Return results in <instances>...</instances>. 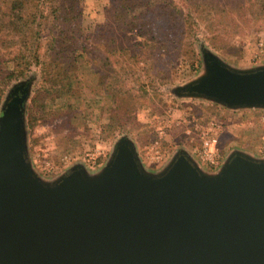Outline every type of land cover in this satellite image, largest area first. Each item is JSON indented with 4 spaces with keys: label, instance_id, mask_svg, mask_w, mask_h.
Returning a JSON list of instances; mask_svg holds the SVG:
<instances>
[{
    "label": "water",
    "instance_id": "95a60500",
    "mask_svg": "<svg viewBox=\"0 0 264 264\" xmlns=\"http://www.w3.org/2000/svg\"><path fill=\"white\" fill-rule=\"evenodd\" d=\"M197 50L200 69L174 97L264 111V62ZM32 90L20 78L0 102V264H264V155L232 148L208 170L181 145L151 168L121 134L95 169L76 160L44 176L29 148Z\"/></svg>",
    "mask_w": 264,
    "mask_h": 264
},
{
    "label": "rangeland",
    "instance_id": "374dc122",
    "mask_svg": "<svg viewBox=\"0 0 264 264\" xmlns=\"http://www.w3.org/2000/svg\"><path fill=\"white\" fill-rule=\"evenodd\" d=\"M110 4L111 0H77L82 20L73 24L74 31L79 29L74 35V44L78 47L85 42H96L92 43L98 45L95 51L82 56L76 49V57L69 55L72 63L67 65L51 60V64L44 67L32 60L27 74L22 77L31 76L33 80L26 109L33 160L37 162L46 156L58 167L57 173L68 165L59 166L62 156L73 157L72 162L84 161L85 152L98 148L106 151L100 164L107 158L115 138L128 134L135 141L143 162L157 168L178 146L184 145L191 151L185 129L195 121L221 123L219 138L224 141L227 152L240 148L261 155L258 148L264 137L261 119L264 111H230L203 100L176 98L169 89L198 72L197 46L201 41L234 65L264 62L253 59L259 49V35L264 33V18L256 19L251 12L243 17L230 3L223 4V9L206 7L201 19L197 20L199 32L189 38L194 54L179 50L180 53L172 54V59L170 53L165 60L156 61L148 54H141L135 60L129 58L131 50L115 53L112 43L99 41V33L103 31L107 38L104 25L108 21L106 8ZM42 6L45 7L43 14L47 15L49 3L44 1ZM33 26L36 35L42 38L40 60H50V56L43 53L45 45L53 38L56 28L62 26L64 30L65 26L59 20L45 18L35 20ZM123 34L113 32V36L122 37ZM213 40L218 43V49L209 44ZM66 41L68 46L71 41ZM122 42L127 43L126 40ZM246 59L249 63H239ZM69 68L71 75L68 77ZM93 70L99 71L98 76L91 73ZM18 79L8 82L5 90ZM159 132H163L161 137ZM156 140L165 154L161 163L147 159L148 147ZM203 166L208 170L216 168ZM88 168L93 170L96 166L88 165ZM55 173L41 174L52 176Z\"/></svg>",
    "mask_w": 264,
    "mask_h": 264
},
{
    "label": "trees",
    "instance_id": "16d2710c",
    "mask_svg": "<svg viewBox=\"0 0 264 264\" xmlns=\"http://www.w3.org/2000/svg\"><path fill=\"white\" fill-rule=\"evenodd\" d=\"M44 1L50 5L49 16L43 14ZM226 3H230L243 17L251 12L256 19L264 18V0L251 3L250 0H111L106 8L108 21L104 25L107 38L103 31L99 33V41L112 43L114 46L111 49L115 53L131 50L129 58L135 60L141 54H148L160 61L169 57L170 53L172 59V54L175 51V54L180 53L179 50L194 54L189 38L199 32L197 20L201 19L206 7L221 8ZM43 18L59 20L65 26L64 30L62 26L56 28L53 38L48 39L45 45L43 53L49 55L50 60H40L42 38L36 35L33 26L35 20ZM81 18L77 0H0V83L3 86L0 88V99L5 85L24 77L32 60L44 67L51 64V60L67 65L72 63L69 55L76 57V49L82 56L95 51L98 45L92 43L96 42H85L78 47L74 44V35L79 29L74 31L73 24ZM115 31L124 34L122 37L113 36ZM108 33L111 34L108 36ZM66 39L71 41L68 46ZM209 44L218 49L216 41ZM98 72L93 70L91 73L98 76ZM70 75L69 68L68 77Z\"/></svg>",
    "mask_w": 264,
    "mask_h": 264
},
{
    "label": "built area",
    "instance_id": "2783aa9c",
    "mask_svg": "<svg viewBox=\"0 0 264 264\" xmlns=\"http://www.w3.org/2000/svg\"><path fill=\"white\" fill-rule=\"evenodd\" d=\"M257 45L259 49L253 59L257 61L264 60V33L259 35ZM261 119L264 121V114L261 116ZM162 133L163 132H159L160 137ZM185 133L187 135L188 145L190 146L191 152L197 157L201 164L210 167H217L221 163L224 154V150L219 144L221 123L211 122L206 124L195 121L186 127ZM258 153L261 155L264 154V137L258 148ZM105 156V150L95 148L85 152L83 160L89 166H97ZM147 159L153 163H161L164 161L165 154L160 149L159 140L154 141L148 147ZM73 160V157L64 155L60 159L59 166L67 165ZM36 165L38 166L39 172L45 175H51L58 170V167H56L46 156H42L41 160H37Z\"/></svg>",
    "mask_w": 264,
    "mask_h": 264
},
{
    "label": "crops",
    "instance_id": "0c3cea01",
    "mask_svg": "<svg viewBox=\"0 0 264 264\" xmlns=\"http://www.w3.org/2000/svg\"><path fill=\"white\" fill-rule=\"evenodd\" d=\"M239 63H249V59H246V60H242V62L240 61ZM220 139V138H219ZM220 147L224 150V154H223V156L227 153V148H225V146H224V141H221V139H220ZM189 150V149H188ZM191 152V151H190ZM192 153V152H191ZM193 154V153H192ZM194 155V154H193ZM195 156V155H194ZM195 158H197L196 156H195ZM198 160V159H197ZM199 161V160H198ZM34 163H35V161H34ZM35 166L38 168V166L36 165V163H35Z\"/></svg>",
    "mask_w": 264,
    "mask_h": 264
},
{
    "label": "flooded vegetation",
    "instance_id": "af4514ba",
    "mask_svg": "<svg viewBox=\"0 0 264 264\" xmlns=\"http://www.w3.org/2000/svg\"><path fill=\"white\" fill-rule=\"evenodd\" d=\"M23 87H26V85H24ZM17 94H21V89L17 92Z\"/></svg>",
    "mask_w": 264,
    "mask_h": 264
}]
</instances>
